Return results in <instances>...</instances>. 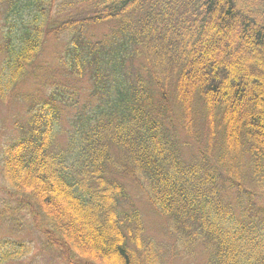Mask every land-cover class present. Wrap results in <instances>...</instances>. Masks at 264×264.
I'll return each mask as SVG.
<instances>
[{"label":"trees","instance_id":"obj_1","mask_svg":"<svg viewBox=\"0 0 264 264\" xmlns=\"http://www.w3.org/2000/svg\"><path fill=\"white\" fill-rule=\"evenodd\" d=\"M0 19V100L26 116L0 147V226L38 235L1 237L0 264L36 247L61 264H264V0H0ZM48 39L66 42L56 65Z\"/></svg>","mask_w":264,"mask_h":264},{"label":"rangeland","instance_id":"obj_2","mask_svg":"<svg viewBox=\"0 0 264 264\" xmlns=\"http://www.w3.org/2000/svg\"><path fill=\"white\" fill-rule=\"evenodd\" d=\"M1 20V19H0ZM1 23V22H0ZM93 34L95 37H92L90 40H97L98 37L102 35V33L109 31L106 27H95L92 29ZM67 41V40H66ZM66 42H62V40L55 42V40L48 39L45 44V51L43 52L42 58L44 63H50L56 65V53H63L64 47ZM70 82H73L74 80L72 78H69ZM79 91V101L80 103L84 102V99L87 95V93L90 90V83L86 80L80 81L79 83H74ZM26 87V86H25ZM19 110L18 104H9L4 103L0 100V147L3 143L11 141V139L16 138V132L14 127L15 120L19 123H23L25 121L26 116L17 115ZM73 110L71 112L70 108H66L63 118L61 120V125L63 131L59 134V141L65 144L66 142V133L65 130L68 131L70 129L69 127V119L68 117H72ZM18 133V132H17ZM2 184V180L0 177V186ZM131 198L135 204L136 207L140 209V211L143 214L146 230L149 234L154 235L155 237L162 236V230L164 228L163 222L160 221L159 218H157L148 208L146 204V200L141 195L139 191L130 190ZM2 198V193L0 190V201ZM254 209L256 211L262 212L260 216L262 219H264V198H260L255 200L254 203ZM1 207V206H0ZM3 236H24L27 240H32L34 243H36L35 237L38 235H35L32 231L28 229H23L22 232H18L17 230H13L10 228L7 224H2L0 226V238ZM37 248H33L32 253L27 256L22 262L23 263H29V264H61L58 262L55 257L47 252L38 253ZM198 253V252H197ZM36 254V255H34ZM34 255V256H33ZM202 256V255H201ZM200 257V255H198ZM191 262V261H190ZM17 264V263H15ZM176 264H182L181 262H178Z\"/></svg>","mask_w":264,"mask_h":264}]
</instances>
